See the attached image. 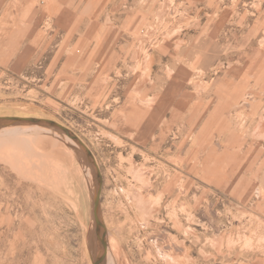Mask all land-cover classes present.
Listing matches in <instances>:
<instances>
[{
    "label": "rangeland",
    "instance_id": "1",
    "mask_svg": "<svg viewBox=\"0 0 264 264\" xmlns=\"http://www.w3.org/2000/svg\"><path fill=\"white\" fill-rule=\"evenodd\" d=\"M0 115L91 148L105 264H264V0H0ZM63 139L0 133V264H93Z\"/></svg>",
    "mask_w": 264,
    "mask_h": 264
},
{
    "label": "water",
    "instance_id": "2",
    "mask_svg": "<svg viewBox=\"0 0 264 264\" xmlns=\"http://www.w3.org/2000/svg\"><path fill=\"white\" fill-rule=\"evenodd\" d=\"M41 127L60 133L68 140L79 158L92 171L94 187L92 190L94 234L91 245L93 264H105L108 254V233L102 215V186L103 176L95 154L86 142L66 124L47 117L23 116V115H0V131L7 128Z\"/></svg>",
    "mask_w": 264,
    "mask_h": 264
},
{
    "label": "bare ground",
    "instance_id": "3",
    "mask_svg": "<svg viewBox=\"0 0 264 264\" xmlns=\"http://www.w3.org/2000/svg\"><path fill=\"white\" fill-rule=\"evenodd\" d=\"M28 128H32V127H27V129H28ZM14 129L16 130V129H24V128H19V127L7 128V129H4V130H1L0 133L5 132V131L14 130ZM25 129H26V128H25ZM63 140H65V139H63ZM67 141H68V140H67ZM67 141H66V142H67ZM68 142H69V141H68ZM68 142H67V143H68ZM67 143H66V144H67ZM71 146H72V145H71ZM84 164H85V163H84ZM86 165H87V164H86ZM88 168H89V166H88ZM89 169H90V168H89ZM90 171H91V170H90Z\"/></svg>",
    "mask_w": 264,
    "mask_h": 264
}]
</instances>
